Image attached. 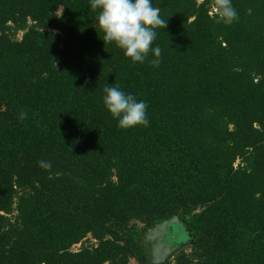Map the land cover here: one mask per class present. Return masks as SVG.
<instances>
[{"label": "trees", "instance_id": "1", "mask_svg": "<svg viewBox=\"0 0 264 264\" xmlns=\"http://www.w3.org/2000/svg\"><path fill=\"white\" fill-rule=\"evenodd\" d=\"M152 4L158 67L104 44L89 0H0V264H146L175 214L189 252L162 264H264V0L230 25L215 0ZM107 84L148 126L118 127Z\"/></svg>", "mask_w": 264, "mask_h": 264}, {"label": "clouds", "instance_id": "2", "mask_svg": "<svg viewBox=\"0 0 264 264\" xmlns=\"http://www.w3.org/2000/svg\"><path fill=\"white\" fill-rule=\"evenodd\" d=\"M217 23L230 25L238 19L232 0H215ZM92 11L98 12L97 25L103 32L102 41L114 44L133 64H143L151 52V64L159 66L161 48L153 43L157 29L163 30L166 21L160 16L159 8L152 0H89ZM103 105L121 129L148 126L147 104L119 86L107 84L103 89ZM23 119V115H21ZM38 166L50 170L47 161H38Z\"/></svg>", "mask_w": 264, "mask_h": 264}, {"label": "water", "instance_id": "3", "mask_svg": "<svg viewBox=\"0 0 264 264\" xmlns=\"http://www.w3.org/2000/svg\"><path fill=\"white\" fill-rule=\"evenodd\" d=\"M170 225L174 226L172 233H168L167 227ZM183 229V225L177 218L176 214L167 220L156 223L145 229L141 233L140 244L142 245L146 256V264H162L172 256L174 251L183 246L184 239L180 240V242L175 245H166L165 242H163L166 239L175 241L176 237L181 231H183ZM166 236L167 238H165Z\"/></svg>", "mask_w": 264, "mask_h": 264}, {"label": "rangeland", "instance_id": "4", "mask_svg": "<svg viewBox=\"0 0 264 264\" xmlns=\"http://www.w3.org/2000/svg\"><path fill=\"white\" fill-rule=\"evenodd\" d=\"M59 12H60V9L57 11V14H59ZM21 35H22V31H17L16 34L14 35V38L15 39H19L21 37ZM90 243H93V240L91 238H89V239L87 238V239H85V240L82 241L81 245L80 244L75 245L73 247V249L76 250L79 247H82V246H85V245H89ZM182 248L185 249V252H189V249L187 247H185V246L179 247V249H182ZM128 264H137V261L134 260V259H130L129 262H128Z\"/></svg>", "mask_w": 264, "mask_h": 264}, {"label": "flooded vegetation", "instance_id": "5", "mask_svg": "<svg viewBox=\"0 0 264 264\" xmlns=\"http://www.w3.org/2000/svg\"><path fill=\"white\" fill-rule=\"evenodd\" d=\"M151 226H153V225H151ZM151 226H147L145 229H147L148 227H151ZM145 229H144V230H145ZM167 229H168V233H172L173 230H174V226H173V225H170L169 227H167ZM144 230H143V231H144ZM143 231H142V232H143ZM167 236H168V235H167ZM167 236H166L165 238H167ZM182 239H184V240H183V243H184V241H185V236H184L183 232L181 231V233L176 237L175 241H172V240H168V239H166V240L163 241V242H165L166 245H175V244H178V243L180 242V240H182Z\"/></svg>", "mask_w": 264, "mask_h": 264}]
</instances>
